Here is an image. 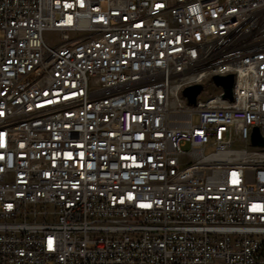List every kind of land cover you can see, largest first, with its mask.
I'll return each mask as SVG.
<instances>
[{
	"label": "built area",
	"instance_id": "2783aa9c",
	"mask_svg": "<svg viewBox=\"0 0 264 264\" xmlns=\"http://www.w3.org/2000/svg\"><path fill=\"white\" fill-rule=\"evenodd\" d=\"M254 129L264 0H0V264H264Z\"/></svg>",
	"mask_w": 264,
	"mask_h": 264
},
{
	"label": "water",
	"instance_id": "95a60500",
	"mask_svg": "<svg viewBox=\"0 0 264 264\" xmlns=\"http://www.w3.org/2000/svg\"><path fill=\"white\" fill-rule=\"evenodd\" d=\"M212 81L216 86L223 88L225 93L224 98L231 99V89L233 85L232 76L229 75L225 77H213ZM200 92L201 86H191L183 91V97L187 99L189 104L193 105L196 101V97ZM251 144L254 146H264V141L259 137L256 129L253 130V133L251 135Z\"/></svg>",
	"mask_w": 264,
	"mask_h": 264
},
{
	"label": "rangeland",
	"instance_id": "374dc122",
	"mask_svg": "<svg viewBox=\"0 0 264 264\" xmlns=\"http://www.w3.org/2000/svg\"><path fill=\"white\" fill-rule=\"evenodd\" d=\"M46 38L53 39V36L51 34H46ZM215 93V92H214ZM216 94V93H215Z\"/></svg>",
	"mask_w": 264,
	"mask_h": 264
}]
</instances>
